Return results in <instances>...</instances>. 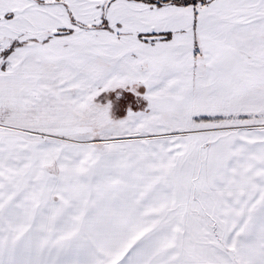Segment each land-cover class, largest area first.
<instances>
[{"label": "snow or ice", "instance_id": "6c2138e0", "mask_svg": "<svg viewBox=\"0 0 264 264\" xmlns=\"http://www.w3.org/2000/svg\"><path fill=\"white\" fill-rule=\"evenodd\" d=\"M0 264H264V0H0Z\"/></svg>", "mask_w": 264, "mask_h": 264}]
</instances>
